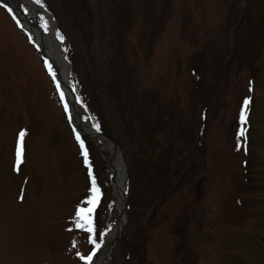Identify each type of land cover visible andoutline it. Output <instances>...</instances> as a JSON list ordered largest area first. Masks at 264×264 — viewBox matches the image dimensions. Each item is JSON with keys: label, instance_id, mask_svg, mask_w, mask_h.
Wrapping results in <instances>:
<instances>
[{"label": "rangeland", "instance_id": "obj_1", "mask_svg": "<svg viewBox=\"0 0 264 264\" xmlns=\"http://www.w3.org/2000/svg\"><path fill=\"white\" fill-rule=\"evenodd\" d=\"M33 1L87 135L0 0V264H92L107 243L117 199L90 129L117 144L127 178V222L103 264H264V0ZM89 168L93 243L75 227Z\"/></svg>", "mask_w": 264, "mask_h": 264}, {"label": "bare ground", "instance_id": "obj_2", "mask_svg": "<svg viewBox=\"0 0 264 264\" xmlns=\"http://www.w3.org/2000/svg\"><path fill=\"white\" fill-rule=\"evenodd\" d=\"M11 5L15 12L22 29L31 34L35 43L40 46L42 54L48 61L50 73L54 80L59 84L65 96L66 111L70 116V120L75 127H81L85 131L82 119L79 115V108L70 91V65L66 60L65 53L61 43L56 36L55 25H46L47 30L43 29L38 24L39 14L44 10L32 0H4ZM21 4L28 10L27 13L22 9ZM87 130V129H86ZM90 134L93 138L102 141V146L105 149L106 157L113 173V187L116 196V210L120 214L119 225L107 235V243L102 246L93 260L92 264H103L104 258L109 249L112 248V242L115 239L120 227L126 223V214L124 205L126 200V174L122 166L121 158L118 150L108 142L103 135L97 134L93 129H90Z\"/></svg>", "mask_w": 264, "mask_h": 264}, {"label": "snow or ice", "instance_id": "obj_3", "mask_svg": "<svg viewBox=\"0 0 264 264\" xmlns=\"http://www.w3.org/2000/svg\"><path fill=\"white\" fill-rule=\"evenodd\" d=\"M61 98L63 99V96H61ZM249 104H250V98L243 99L242 107L239 111V118H240V122L242 125L240 132H239V135L241 137L245 136V132H246V129L243 127V125L246 123L247 109H248ZM22 135H23V133H21V137H22ZM79 139H80L79 136H77L78 141H79ZM81 149H82V155L85 157V163L87 164L88 163L87 152L84 151L83 143H81ZM20 156H21V146H20V142L18 140L17 146H16L17 163H19ZM89 177H90V181H91V185H92V187L90 188L91 196L85 202L88 205L86 208H82V207L77 208V210L75 212V218H76L75 219V227L77 229H82V230L89 232L90 233L89 242L93 243L94 240H93V236L91 235L92 233H94L92 213L95 211V208L99 202L100 193H99V188L96 187V181H95V178L92 176V172H91L90 168H89ZM86 259H87V261H91L92 255H89Z\"/></svg>", "mask_w": 264, "mask_h": 264}, {"label": "water", "instance_id": "obj_4", "mask_svg": "<svg viewBox=\"0 0 264 264\" xmlns=\"http://www.w3.org/2000/svg\"><path fill=\"white\" fill-rule=\"evenodd\" d=\"M106 139H107V141L108 142H110L113 146H114V148L116 149V151L118 150V146L111 140V139H109L107 136H105V135H103ZM127 205H128V202H127V200H125V205H124V211H125V213H126V211H127ZM120 215H119V220H120ZM118 225H119V223L117 224V227H118ZM124 225V224H123ZM120 227V229H119V231H118V233H117V235L115 236V239H114V241L112 242V244H114L115 242H116V240H117V238H118V236L120 235V233H121V231H122V229H123V226H119Z\"/></svg>", "mask_w": 264, "mask_h": 264}]
</instances>
